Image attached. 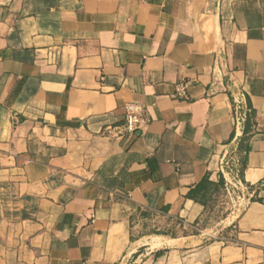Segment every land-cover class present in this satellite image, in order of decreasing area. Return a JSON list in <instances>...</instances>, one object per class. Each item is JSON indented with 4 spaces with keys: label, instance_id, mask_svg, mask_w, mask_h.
Masks as SVG:
<instances>
[{
    "label": "crops",
    "instance_id": "0c3cea01",
    "mask_svg": "<svg viewBox=\"0 0 264 264\" xmlns=\"http://www.w3.org/2000/svg\"><path fill=\"white\" fill-rule=\"evenodd\" d=\"M0 264H264V0H0Z\"/></svg>",
    "mask_w": 264,
    "mask_h": 264
},
{
    "label": "built area",
    "instance_id": "2783aa9c",
    "mask_svg": "<svg viewBox=\"0 0 264 264\" xmlns=\"http://www.w3.org/2000/svg\"><path fill=\"white\" fill-rule=\"evenodd\" d=\"M174 98L182 101L189 100L188 84L185 81L178 83L175 87ZM248 106L244 94L238 92L233 96V118L235 126L234 140L238 141L244 135L245 125L248 118ZM144 107L137 103H127L125 105V123L120 127H108L106 133L110 136L122 138L127 134H134L142 131L146 125L144 117ZM220 171L225 175L224 192L232 200V207L244 205L245 198L239 196L242 191L238 172L235 171L234 158L231 153H227L220 159Z\"/></svg>",
    "mask_w": 264,
    "mask_h": 264
},
{
    "label": "trees",
    "instance_id": "16d2710c",
    "mask_svg": "<svg viewBox=\"0 0 264 264\" xmlns=\"http://www.w3.org/2000/svg\"><path fill=\"white\" fill-rule=\"evenodd\" d=\"M253 116V111H251L250 114H248V118H247V121H246V125H245V131H244V135L242 136V141H243V144L242 146L240 147V150H247L248 146V141H249V138H250V121H251V118ZM243 161V164H244V158L242 159ZM243 168V166H242ZM221 193V195L225 194L224 192V181H223V178L220 177L219 181L218 182H212L210 181L209 179V175H207L196 187L194 190H192L190 192V197L203 204V205H207L208 202L210 200H212L214 198L215 195Z\"/></svg>",
    "mask_w": 264,
    "mask_h": 264
},
{
    "label": "rangeland",
    "instance_id": "374dc122",
    "mask_svg": "<svg viewBox=\"0 0 264 264\" xmlns=\"http://www.w3.org/2000/svg\"><path fill=\"white\" fill-rule=\"evenodd\" d=\"M160 226H157L156 228H151L152 232L153 233H156V234H161V233H165L167 231L168 228H159ZM174 235H175V232H174Z\"/></svg>",
    "mask_w": 264,
    "mask_h": 264
},
{
    "label": "bare ground",
    "instance_id": "6f19581e",
    "mask_svg": "<svg viewBox=\"0 0 264 264\" xmlns=\"http://www.w3.org/2000/svg\"><path fill=\"white\" fill-rule=\"evenodd\" d=\"M156 244V243H155Z\"/></svg>",
    "mask_w": 264,
    "mask_h": 264
}]
</instances>
